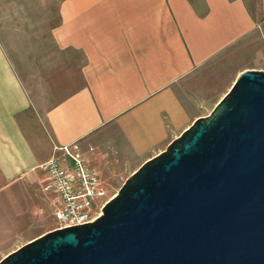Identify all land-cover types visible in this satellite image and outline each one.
<instances>
[{
  "label": "crops",
  "instance_id": "obj_1",
  "mask_svg": "<svg viewBox=\"0 0 264 264\" xmlns=\"http://www.w3.org/2000/svg\"><path fill=\"white\" fill-rule=\"evenodd\" d=\"M262 21L264 0H61L54 53L27 73L0 36V255L46 206L57 228L39 167L55 144L80 141L110 190L215 107L217 61Z\"/></svg>",
  "mask_w": 264,
  "mask_h": 264
},
{
  "label": "water",
  "instance_id": "obj_2",
  "mask_svg": "<svg viewBox=\"0 0 264 264\" xmlns=\"http://www.w3.org/2000/svg\"><path fill=\"white\" fill-rule=\"evenodd\" d=\"M102 209L0 264H264V70L242 71Z\"/></svg>",
  "mask_w": 264,
  "mask_h": 264
},
{
  "label": "rangeland",
  "instance_id": "obj_3",
  "mask_svg": "<svg viewBox=\"0 0 264 264\" xmlns=\"http://www.w3.org/2000/svg\"><path fill=\"white\" fill-rule=\"evenodd\" d=\"M61 0H0V36L21 67L27 72L39 69L46 56L54 53V43L48 34L51 25L57 22L58 7ZM251 8L258 0H246ZM260 27L232 45L217 61L210 82L221 91L228 90L243 68L264 70V21ZM192 96V93L190 94ZM216 100L201 110L207 115L214 108ZM126 173L111 181L107 198H113L126 181ZM128 178V177H127ZM54 209L46 206L43 218L37 224L22 229L21 237L12 245H6V252L16 250L33 236L54 230ZM8 248V249H7ZM6 255H0V260Z\"/></svg>",
  "mask_w": 264,
  "mask_h": 264
},
{
  "label": "built area",
  "instance_id": "obj_4",
  "mask_svg": "<svg viewBox=\"0 0 264 264\" xmlns=\"http://www.w3.org/2000/svg\"><path fill=\"white\" fill-rule=\"evenodd\" d=\"M39 167L47 174L44 188L56 193V229L93 222L102 214L109 190L80 141L55 144L53 155Z\"/></svg>",
  "mask_w": 264,
  "mask_h": 264
}]
</instances>
